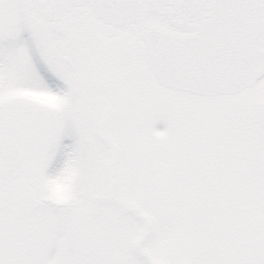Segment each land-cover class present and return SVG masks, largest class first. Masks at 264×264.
Listing matches in <instances>:
<instances>
[{
	"label": "snow or ice",
	"instance_id": "1",
	"mask_svg": "<svg viewBox=\"0 0 264 264\" xmlns=\"http://www.w3.org/2000/svg\"><path fill=\"white\" fill-rule=\"evenodd\" d=\"M0 264H264V0H0Z\"/></svg>",
	"mask_w": 264,
	"mask_h": 264
}]
</instances>
